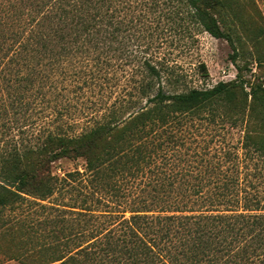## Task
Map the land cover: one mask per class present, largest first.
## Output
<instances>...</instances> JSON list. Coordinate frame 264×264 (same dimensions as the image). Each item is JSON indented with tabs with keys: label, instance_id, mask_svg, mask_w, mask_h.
I'll return each mask as SVG.
<instances>
[{
	"label": "trees",
	"instance_id": "obj_1",
	"mask_svg": "<svg viewBox=\"0 0 264 264\" xmlns=\"http://www.w3.org/2000/svg\"><path fill=\"white\" fill-rule=\"evenodd\" d=\"M238 1L0 0L1 96L14 110L36 99L42 111L51 108L43 112L44 119L51 117L34 143L0 148V211L29 196L47 198L56 181L52 162L82 157L91 182L119 197L125 194L120 179L146 175L148 186H141L135 204L123 205L131 214L122 213V233L115 237L109 228L103 234L100 248L108 258L124 256L126 264H264V77L246 78L247 66L238 65L234 78L211 86L166 90V66L150 51L169 23L193 39L199 29L233 43L220 12L236 16ZM115 62H134L137 74L135 97L125 107L140 98L144 103L126 116L120 113L124 106H110L78 132L58 122L57 97L67 87L62 82ZM257 62L264 67V58ZM204 119L216 126L219 143L205 138L209 130L201 131V144L196 140ZM236 132L241 152L226 139ZM195 140V147L183 148ZM62 232L52 228L58 240ZM91 238L72 253L53 242L22 252L0 238V262L95 264L103 256L91 247L98 237Z\"/></svg>",
	"mask_w": 264,
	"mask_h": 264
},
{
	"label": "rangeland",
	"instance_id": "obj_2",
	"mask_svg": "<svg viewBox=\"0 0 264 264\" xmlns=\"http://www.w3.org/2000/svg\"><path fill=\"white\" fill-rule=\"evenodd\" d=\"M233 13L236 16L227 11L220 12L224 19L222 26L225 31H230L233 43L225 37H217L199 29L193 31V39L189 33L182 31L178 23H169L167 29L159 34L153 43L156 47L152 46L150 51L154 49L166 66L164 89L208 87L220 79L234 78L238 65L247 66L242 71L246 78L252 80L257 75L264 77V67L259 66L257 62V57L264 58V0H239ZM175 24L176 29L173 30ZM257 26L260 27L259 30ZM257 33L261 34L255 36ZM84 63L86 62L83 61V64L79 65L84 67ZM136 78L134 62L124 66L115 62L114 65L95 73L70 75L62 82L67 87H63L62 94L57 97V107L62 110L58 122L73 125L78 132L93 124L94 120L102 119L110 106H124L125 111H120L124 116L131 110L135 111L138 104L144 103L145 98H140L138 104L133 106L125 107V104L135 97V89L132 86ZM1 95L0 92V148L34 143L41 125L45 123L43 121L51 117L48 115V119H44L43 112L50 111L51 108L42 111L41 103L36 99L28 107L22 105L14 110L8 103L6 94ZM211 126L206 119L201 120L199 133L196 131V140L200 144L203 142V130H209L205 138H212L211 145L219 143L218 138L222 139L215 133L216 126L212 129ZM191 128L194 127L188 124L186 132L190 133ZM182 129L185 130V123ZM226 139L238 144V152H241L238 132L227 134ZM196 140L187 141L183 148L195 147ZM175 161L177 162V159ZM52 171L56 181L51 195L45 199L29 196L0 211V238L10 243L11 248L22 252L36 250L43 244L53 242L58 244L59 251L71 250L72 253L78 248V244L85 245L87 239L96 235L97 242L91 247L100 251L98 254L102 253L103 259H97L95 264H126L124 256L112 260L104 254L105 249L101 252L100 247L104 246L103 234L107 229L112 228L111 234L115 237L122 233L123 229L119 223L122 213L125 216L131 214L128 209L122 211L123 205L128 208L129 205L135 204L133 202L141 186H144L146 175L139 173L135 177L120 179L121 182L117 183L120 185V192L125 194L119 197L118 194L115 195L116 190L91 182V174L85 168V160L82 157H60L52 162ZM145 185L148 186L146 183ZM261 188L264 190V183ZM54 226L63 228L60 240L52 233ZM94 238L95 236L90 240ZM146 260H149V256ZM0 264L25 263L18 258H9L2 260ZM45 264H59V261ZM81 264L84 262L81 261ZM147 264H150V260Z\"/></svg>",
	"mask_w": 264,
	"mask_h": 264
}]
</instances>
